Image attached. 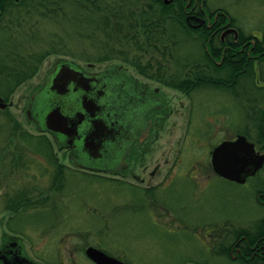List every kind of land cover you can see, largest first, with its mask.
Returning <instances> with one entry per match:
<instances>
[{
  "label": "rangeland",
  "instance_id": "1",
  "mask_svg": "<svg viewBox=\"0 0 264 264\" xmlns=\"http://www.w3.org/2000/svg\"><path fill=\"white\" fill-rule=\"evenodd\" d=\"M106 2H117V12L124 14H140L141 8L149 5L148 0ZM207 7L225 10L245 36L254 35L264 42V0H207ZM45 12L15 7L0 20V60L45 55L37 73L4 101L6 109H0V245L4 233L18 236L27 253L43 264H92L85 255L90 246L126 264H238L218 256L229 243L225 235L205 240L170 233L147 212L125 207L131 201L138 204L143 195L117 185L110 174L76 170L69 152L29 123L26 110L29 96L57 60H72L90 72L122 68L127 76L159 87L171 101L173 126L162 140L159 155L167 152L173 158L181 147L186 168L195 161L199 167H209L208 154L224 140L243 135L256 145L255 119L264 106V93L258 90L264 89V65L259 66L257 77H242L235 92L205 87L181 90L175 85H182L190 76L186 65L206 63V59L200 45L184 42L173 22L165 27V37L180 42L173 58L144 56L135 49L136 43L133 45L129 58H138L136 62L146 67L147 77L123 61V56L107 54L102 36L88 38L93 26L86 19L94 17L86 11L66 5L64 10L43 16ZM122 40L120 36L121 45L125 43ZM257 179L240 185L213 177L212 186L202 188L206 195L200 200L193 198L191 183L182 180L162 194L171 205L185 201L212 206L219 222L231 221L238 230L242 225L253 227L264 216L252 191ZM222 227L225 225L219 223Z\"/></svg>",
  "mask_w": 264,
  "mask_h": 264
},
{
  "label": "flooded vegetation",
  "instance_id": "2",
  "mask_svg": "<svg viewBox=\"0 0 264 264\" xmlns=\"http://www.w3.org/2000/svg\"><path fill=\"white\" fill-rule=\"evenodd\" d=\"M13 1L19 4L22 0ZM167 1L169 2L168 5H170L174 4L176 0ZM163 2L165 3L166 0H163ZM198 2L199 0H194V7L190 11H183V14H186L185 22L187 28L190 31L199 30V32L186 33L180 29L184 42H192L198 45L202 44L203 46L207 44L208 48L205 51L211 56L214 64L219 67L223 66V64L227 66L241 60L244 69L243 78H250L248 65L250 61L254 59V70L258 75V73H260L259 66L264 65V57L259 58L261 55H264L263 40L257 39L254 35L245 36L237 26H231L230 19H226L225 24L222 23L220 21V19L223 18L222 15H213L216 10L213 11L207 6L199 5ZM7 3L8 0H0V20L4 16L1 5H7ZM188 18H190V24L188 23ZM198 19L205 20V24L199 28H193V26L199 25L200 22ZM228 29H235L237 33L229 32L225 38L222 39L223 34ZM200 34L207 36V42L200 39ZM192 35L196 37L191 39ZM174 42L177 43V45L180 43L177 40ZM219 42L224 44L225 47L217 46ZM80 67L86 73L90 74H98L105 71L117 73V75L136 84L143 90L142 92H146L147 95H144L143 98L152 105V108L149 109V112L144 117V121L141 123L133 122L131 119H127L123 114L120 115V124L122 126L120 132L122 135H133V141L128 151L124 155H120L121 162L117 163L116 169L101 170L78 167L71 162V150L67 148L61 149L69 152V160L72 166L76 170L88 171L92 174H110L113 176L112 179L117 182V185L130 187L141 196L143 195L142 199L137 201L138 204H133L131 201V204L125 205V207L147 212L155 224L165 226L168 232H179L191 238L205 240H213L225 235V239L229 240V243L220 249V254H218V256H223L238 264H264V216L253 227L242 225V227L237 230L235 228L236 225L231 221L225 220L219 222L214 214L212 206L196 205L185 201L178 205H171L164 198L162 193H168L169 188L175 181L182 180L191 183L194 188L192 192L193 198L195 200H200L206 195V191L202 188L211 187L213 177L224 178L220 177L213 169L212 156L209 167H199L198 161H195L192 167L186 168V158L184 157L186 154L181 151V147L179 151L173 153L176 155L173 158H169V155L172 154L167 152H163V154L159 155L160 152H158V150L163 146L162 140L165 138V134L172 128L171 126H173L170 119L174 113L171 101L165 97L163 91H161L159 87H153L149 83L141 82L138 79L127 76L123 73L122 68L101 72H90L82 66ZM228 73V75L231 74L230 71ZM189 75L193 77L198 76L194 73H189ZM42 85L43 83L40 87ZM260 89L264 93V89L258 88V90ZM220 90L221 92L224 91L223 89ZM33 93L29 96L27 109ZM260 117L261 119L259 122L264 124V106L260 111ZM31 124L35 125L34 123ZM36 129L38 130L37 127ZM41 134L49 135L60 149L52 135L47 133ZM256 151L264 155V152L260 151L257 147ZM165 155H167V157ZM208 155H212V151ZM170 164L171 167L169 166ZM167 166L168 168H166ZM262 170H264V166L255 176L249 177L246 183L242 185H249L251 180L258 178ZM252 191L257 205L264 209V177L257 179L256 183L253 185ZM144 196L148 199L145 200ZM219 223L224 224L225 227L219 228ZM24 252L31 260L43 264L31 257L27 253L25 246ZM87 259L90 263L96 264L88 257Z\"/></svg>",
  "mask_w": 264,
  "mask_h": 264
},
{
  "label": "water",
  "instance_id": "3",
  "mask_svg": "<svg viewBox=\"0 0 264 264\" xmlns=\"http://www.w3.org/2000/svg\"><path fill=\"white\" fill-rule=\"evenodd\" d=\"M165 4L169 2L166 0ZM189 21L190 18V24ZM198 21L199 25L193 28L206 22ZM229 32L237 33L228 29L222 39ZM142 91L115 72L90 74L75 62L60 59L31 96L26 116L41 133L52 135L60 149H70L71 162L76 166L112 170L133 141V135L121 134L120 115L141 123L152 108L143 98L147 93ZM0 109H6L1 97ZM263 166L264 155L257 153L255 144L243 135L222 142L212 151L215 172L237 184H245ZM86 255L96 264H126L92 246L86 249ZM0 264L39 263L25 254L20 237L4 233Z\"/></svg>",
  "mask_w": 264,
  "mask_h": 264
},
{
  "label": "trees",
  "instance_id": "4",
  "mask_svg": "<svg viewBox=\"0 0 264 264\" xmlns=\"http://www.w3.org/2000/svg\"><path fill=\"white\" fill-rule=\"evenodd\" d=\"M148 1L149 5L141 8L140 14H136V12L129 14H124L123 11L117 12V2L108 3L106 0H22L19 4L14 3L13 0H8L7 5H1V9L3 15H6V12L12 8L26 7L34 9L35 11H46L43 13L44 15L42 14L43 16H47V13L52 14L57 10H64L66 5L73 6L83 12L86 11L88 15L94 17L92 21H88L86 19L88 17L85 18L88 24L92 22L90 24L93 26L91 35H88V38H93L96 35L102 36L105 40L104 49L107 51V54L111 53L116 57L117 55L123 56V61L133 65L140 74L148 77L149 73L146 67L140 61L136 62L138 58L136 60H130L129 58V54L133 52L134 43H136L135 49L144 56H153L151 54H156L169 59L170 57H174L172 52L177 49L178 45L174 42L175 40L173 38L165 37L167 35L165 31L167 24L174 22L179 29L186 33L199 32V30L190 31L187 28L185 22L186 14H183V11H190L194 7V0H176L174 4L170 5H166L163 0ZM198 4L207 6V0H199ZM158 7H160L159 10ZM215 14L222 15L223 18L220 19L222 23L225 24L226 19H230L231 26H236L235 20L225 10L218 9L213 13V15ZM96 32L97 34H95ZM118 36H123L122 41H125L124 44L121 45L118 43ZM199 36L202 41L207 42V36L203 34ZM140 39L141 43L143 42L142 44L139 43ZM218 45L225 47L221 42ZM200 46L204 50L206 63L186 65V72H191L198 76H188L189 78L187 77L184 82H181L182 85L177 83L175 87L186 91L194 90L198 87H205L235 92L238 83L243 77L244 69L241 60L227 66L223 64V66L219 67L214 64L211 56L205 51L208 45L205 44L203 46L200 44ZM13 48L16 49L15 47ZM263 57L264 55H261L259 58ZM44 58L45 55L42 54L31 56L29 59L15 56L14 59L8 57L6 61L0 60V97L4 101L7 100L18 86L33 77L37 73L38 66ZM87 59L88 61H93L91 58ZM254 63L255 60L253 59L248 65L251 79L257 77L254 70ZM229 71L231 74L228 77L216 76ZM258 114V117L255 119L257 123L255 125V133L257 136L256 146L264 152V124L259 122L261 119L260 112ZM59 176L61 175L58 174L57 178Z\"/></svg>",
  "mask_w": 264,
  "mask_h": 264
}]
</instances>
